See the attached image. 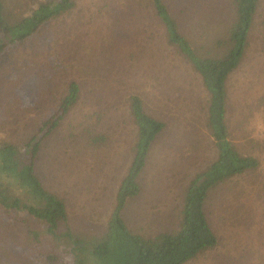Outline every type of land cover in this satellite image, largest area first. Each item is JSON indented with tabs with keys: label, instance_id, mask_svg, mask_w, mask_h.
Returning a JSON list of instances; mask_svg holds the SVG:
<instances>
[{
	"label": "rangeland",
	"instance_id": "obj_1",
	"mask_svg": "<svg viewBox=\"0 0 264 264\" xmlns=\"http://www.w3.org/2000/svg\"><path fill=\"white\" fill-rule=\"evenodd\" d=\"M164 1L197 53L222 54L230 0ZM10 6L13 10L14 0ZM263 11L260 0L245 53L226 81L232 134L259 165L208 192L204 211L218 244L185 264H264V152L250 150L245 133H236L243 121L251 122L247 137L264 139V109L257 106L264 96ZM70 81L79 86L78 100L50 133L45 126L35 137L36 172L64 200L69 230L92 240L104 234L132 159L135 125L128 98L134 94L165 129L140 174L142 193L126 204L122 217L146 235L172 229L184 187L216 150L204 125L208 98L202 80L167 42L150 0H75L67 13L7 50L0 58V138L17 143L31 138ZM88 125L105 136L104 145L84 143ZM27 249L18 246L10 264H44L30 245L25 255Z\"/></svg>",
	"mask_w": 264,
	"mask_h": 264
},
{
	"label": "trees",
	"instance_id": "obj_2",
	"mask_svg": "<svg viewBox=\"0 0 264 264\" xmlns=\"http://www.w3.org/2000/svg\"><path fill=\"white\" fill-rule=\"evenodd\" d=\"M14 1L12 10L10 0H0V58L11 47L34 37L47 22L67 13L75 4V0ZM259 1L230 0L232 15L227 20L230 26L223 31L222 54L206 57L197 53L182 34L165 1L150 0L164 27L167 42L191 62L202 80L208 98L204 125L216 150L215 157L192 175L184 187L175 226L169 230L149 231L146 235L131 229L122 217L126 204L142 193L140 174L153 143L165 129L164 121L147 113L142 98L134 94L128 98L135 125L132 159L115 192V203L104 234L99 240H92L80 238L69 230L64 200L46 188L36 172L40 140L35 137L45 126V132L50 133L78 100L79 86L70 81L52 115L43 120V126L31 138L22 143L0 138V264H10L9 257L20 245L28 248L25 255H29L30 245L44 264H185L217 246L218 238L204 211L208 192L259 165L257 156L242 150L232 134L226 88L229 74L245 53ZM262 18L264 21V11ZM257 106L264 109V96L257 99ZM241 126L236 133H245L247 147L264 152V139L247 137L251 122L243 121ZM82 135L88 147L97 148L106 142L105 136L94 132L89 125ZM62 226L65 229L60 231ZM14 232L17 233L14 235ZM63 247L65 251L60 253Z\"/></svg>",
	"mask_w": 264,
	"mask_h": 264
}]
</instances>
